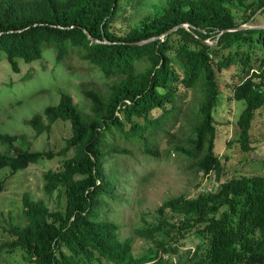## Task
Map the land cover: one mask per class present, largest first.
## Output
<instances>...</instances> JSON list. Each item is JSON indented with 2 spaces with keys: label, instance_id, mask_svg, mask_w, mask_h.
Here are the masks:
<instances>
[{
  "label": "trees",
  "instance_id": "1",
  "mask_svg": "<svg viewBox=\"0 0 264 264\" xmlns=\"http://www.w3.org/2000/svg\"><path fill=\"white\" fill-rule=\"evenodd\" d=\"M127 1L0 0V52L12 72L19 69L17 60L39 59L51 47L56 62L75 52L100 76L112 78L104 92L81 90L86 112L60 91L56 103L26 120L35 135L48 132L56 120L68 121L69 135L56 152L22 149L15 144L20 135L0 133V168L9 173L38 159L63 157L60 167L41 175L42 193L49 197L55 191L62 207L50 209L23 192L25 224H8L12 238L0 243V251L17 248L28 264H176L170 256L191 239V264H264V168L224 179L213 151L217 73L230 66L239 78L230 95L237 103L233 139L243 153L259 141L252 128L264 116V26L233 28L264 15V0H163L118 34L111 22ZM179 24L186 26L164 34ZM140 40L147 41L135 43ZM181 88L198 93L189 134L167 141L159 152L154 138L172 136L165 125ZM114 134L146 157L175 154L188 169L212 172L218 182L214 191L162 200L155 221L134 229L136 236L152 239L140 255L131 252V238L119 239V226L103 216L106 203L119 199L117 172L104 168V157L126 152L106 139ZM165 210L176 217L167 219Z\"/></svg>",
  "mask_w": 264,
  "mask_h": 264
},
{
  "label": "rangeland",
  "instance_id": "2",
  "mask_svg": "<svg viewBox=\"0 0 264 264\" xmlns=\"http://www.w3.org/2000/svg\"><path fill=\"white\" fill-rule=\"evenodd\" d=\"M162 1H127L113 17L111 29L118 34H124L145 15L151 14ZM263 18V14L257 13L244 25L259 26L263 23ZM17 63L18 71L12 72L0 52V133L20 135L22 141L17 140L15 144L22 149L56 152L63 146L64 138L69 135L68 121L56 120L48 132L35 135L26 120L39 113L44 106L56 103L60 91L68 93L80 111L86 112L88 102L82 96L81 90L98 88L104 92L112 78L100 76L95 68L81 60L75 52H69L61 61L56 62L54 48L51 47L44 49L39 59L28 63L17 60ZM236 74L233 66L217 73L220 94L213 112V151L222 162L224 179L233 175L259 172L264 168V116L254 120L252 132L259 141L251 143L253 148L250 153L241 152L233 139L236 136L233 116L237 103L230 95L231 86L239 80ZM197 95L193 88H181L177 92L176 109L165 125L172 136L157 133L154 138L153 144L159 152L166 148L167 141L173 143L175 139L188 136V122L195 109ZM157 112L154 111L153 114ZM106 139L118 149H126V152H109L104 157V168L112 166L117 172L119 199L106 203L102 209L103 216L119 226V239L131 238L130 249L134 255H140L151 248L152 239L136 236L134 229L155 221L158 216L155 209L162 200L179 194L193 196L197 192L217 189L218 182L212 172L205 175L194 172L187 168V162L175 154L166 158H150L122 141L117 134L107 136ZM230 139L233 141L228 145L227 141ZM62 159L60 155L38 159L13 173H9L7 167L0 168V178L4 179L0 191V243L12 238L5 230L8 224H25L21 207L23 192H27L33 199H40L50 209L62 207V197H56L55 191L49 197L41 191L42 173L47 169L56 170ZM165 217L173 220L176 216L165 210ZM154 239H159L158 235ZM194 242L188 239L183 246L178 247V253L170 256V262L191 264L188 257L193 251ZM2 249L0 264H28L19 249L15 248L12 252ZM187 249L189 251L186 255Z\"/></svg>",
  "mask_w": 264,
  "mask_h": 264
},
{
  "label": "water",
  "instance_id": "3",
  "mask_svg": "<svg viewBox=\"0 0 264 264\" xmlns=\"http://www.w3.org/2000/svg\"><path fill=\"white\" fill-rule=\"evenodd\" d=\"M263 19H264V18H263ZM179 26H183V27H185L186 24H179V25H177V26H174V27L168 29L166 32H164V34H166V33L170 32V31L174 30L176 27H179ZM263 26H264V22H263V25H259V26H246V25H244V24H241V25H238L237 27H235V28H233V29H242V28H251V27H263ZM230 30H232V29H230ZM164 34H163V35H164ZM150 39H153V37H152V38H149V39H147V40H150ZM147 40H140V41H137V42H135V43H139V44H140V43L145 42V41H147Z\"/></svg>",
  "mask_w": 264,
  "mask_h": 264
},
{
  "label": "clouds",
  "instance_id": "4",
  "mask_svg": "<svg viewBox=\"0 0 264 264\" xmlns=\"http://www.w3.org/2000/svg\"><path fill=\"white\" fill-rule=\"evenodd\" d=\"M3 182H4V180H3Z\"/></svg>",
  "mask_w": 264,
  "mask_h": 264
}]
</instances>
